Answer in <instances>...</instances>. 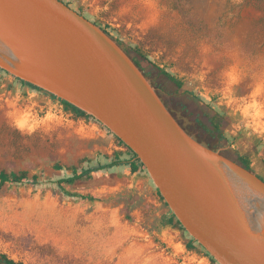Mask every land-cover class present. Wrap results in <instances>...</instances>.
<instances>
[{"label":"rangeland","instance_id":"obj_1","mask_svg":"<svg viewBox=\"0 0 264 264\" xmlns=\"http://www.w3.org/2000/svg\"><path fill=\"white\" fill-rule=\"evenodd\" d=\"M60 1L139 49L144 58L128 49L130 57L181 125L234 161L249 158L264 181V0ZM117 158L123 164L65 187L97 201L66 197L51 183L71 165ZM129 158L97 121L0 70V171L44 182L0 190V253L25 264H213L164 223L169 208L145 170L124 164Z\"/></svg>","mask_w":264,"mask_h":264},{"label":"water","instance_id":"obj_2","mask_svg":"<svg viewBox=\"0 0 264 264\" xmlns=\"http://www.w3.org/2000/svg\"><path fill=\"white\" fill-rule=\"evenodd\" d=\"M0 70L101 124L217 264H264V181L190 135L113 38L59 0H0Z\"/></svg>","mask_w":264,"mask_h":264},{"label":"trees","instance_id":"obj_3","mask_svg":"<svg viewBox=\"0 0 264 264\" xmlns=\"http://www.w3.org/2000/svg\"><path fill=\"white\" fill-rule=\"evenodd\" d=\"M65 5L69 6L67 3H65ZM94 24H96V23H94ZM102 30L107 33V31L105 29L102 28ZM115 42L119 46H121L123 48V50L128 55L130 54L128 49H132V51L134 53H136L138 56L143 57V55L139 51V49L130 48L128 46L125 47L119 41H116V40H115ZM132 60L134 61L133 58H132ZM134 63L138 66V68H140L139 65L135 61H134ZM157 69L163 76H165L169 81L174 83L178 88L182 87V82L180 80H178L175 76H173L172 74L167 72L165 69H160V68H157ZM18 81H20V80H18ZM20 82H21V84H23L25 86H28L31 89L42 91V90H40V89H38V88L28 84V83H25L23 81H20ZM52 97L55 98L54 96H52ZM59 101L63 105V108L66 111H70L72 114H74V115H76V116H78L80 118L92 119L90 116H88L84 112L80 111L79 109L75 108L74 106L68 104L67 102L61 101V100H59ZM214 129L218 130V127H217L216 124H214ZM114 138L118 142V144H120L125 149V152L130 156V158L127 161L124 162V164L129 167L130 171L132 173H135V172H137L139 170H145L143 164L136 158V155L127 146H125L118 138H116L115 136H114ZM207 147H209V146H207ZM209 148H211V147H209ZM211 149H213V148H211ZM213 150H215V149H213ZM117 157H119V155ZM82 161H88V160L84 159ZM235 162L240 164L246 170H248L250 172H253L251 167H250V165H251L250 160L246 156H239L238 160H236ZM121 164H123V161H119V159L117 158L115 160H111L108 163H104V164L99 163L96 166L89 167V168H79L78 166L71 165V166L67 167V170L71 171V175L70 176L57 179L56 181H51V183L55 184L66 197L76 198V199H79L81 202L97 201L98 198L96 196H93V195H90V194H85L84 195V194H80V193H77V192H73V191L67 190L65 187H67V186L71 187L74 184H77V183H80V182L90 181L92 179V174L93 173H99V172L108 171V170H111V169H113L115 167L120 166ZM61 169H62L61 166H59V165L55 166V170H61ZM42 183H44V182L41 180V176L39 174H34L31 177H28L27 172H24V171L10 172V173H6L5 171H0V190L7 184L8 185H12V184L30 185L32 187H35V186H37L39 184H42ZM157 193H158L159 197L163 200V198L161 197V195L159 194L158 191H157ZM164 223L166 225L172 226L176 230H179V231L185 233L184 228L181 226L179 221L176 220L175 216L173 214H171V213H169V216H168V218L166 219V221ZM193 243H196V242L193 239L190 238V240L188 242L190 247H191V245ZM211 262L213 264H217L215 262V260H213L212 258H211ZM0 264H25V263L14 261L13 259H10L7 255H5L3 253H0Z\"/></svg>","mask_w":264,"mask_h":264},{"label":"flooded vegetation","instance_id":"obj_4","mask_svg":"<svg viewBox=\"0 0 264 264\" xmlns=\"http://www.w3.org/2000/svg\"><path fill=\"white\" fill-rule=\"evenodd\" d=\"M157 90V89H156ZM163 101V100H162ZM163 103L165 104V102L163 101ZM165 106L167 107V109L172 113V111L169 109V107L165 104ZM172 115L174 116V114L172 113ZM175 117V116H174ZM176 119V117H175ZM177 120V119H176ZM178 121V120H177ZM178 123L181 125V123L178 121ZM182 126V125H181ZM183 127V126H182ZM184 128V127H183ZM185 129V128H184ZM186 130V129H185ZM187 131V130H186ZM188 132V131H187ZM189 133V132H188ZM190 134V133H189ZM191 135V134H190ZM196 139V138H195Z\"/></svg>","mask_w":264,"mask_h":264}]
</instances>
